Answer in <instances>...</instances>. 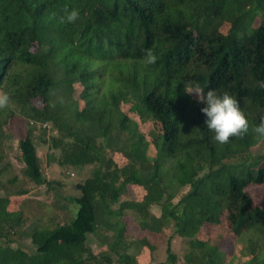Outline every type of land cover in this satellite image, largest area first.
<instances>
[{
	"label": "trees",
	"instance_id": "1",
	"mask_svg": "<svg viewBox=\"0 0 264 264\" xmlns=\"http://www.w3.org/2000/svg\"><path fill=\"white\" fill-rule=\"evenodd\" d=\"M73 8L78 18L61 23ZM149 48L157 61L146 65ZM261 81L264 0H0V92L9 93L0 141L20 107L31 123L56 128L60 164L96 165L75 184L76 216L34 229L31 251L12 238L23 212L0 195V264H140L165 239L158 264H264V206L247 190L264 183V138L251 131L264 117ZM193 84L235 97L248 133L213 140L202 104L184 89ZM19 148L23 173L48 184L30 130ZM129 187L135 197L122 200ZM106 226L115 231L108 248H91L89 234ZM175 236L186 244L181 263Z\"/></svg>",
	"mask_w": 264,
	"mask_h": 264
},
{
	"label": "rangeland",
	"instance_id": "2",
	"mask_svg": "<svg viewBox=\"0 0 264 264\" xmlns=\"http://www.w3.org/2000/svg\"><path fill=\"white\" fill-rule=\"evenodd\" d=\"M228 24L224 23L220 29L224 32L228 30ZM82 86L76 85L75 97H79ZM194 98L195 96L192 95ZM133 115V114H132ZM24 116L20 107L15 108V114L12 117L10 131L0 141V167H4L1 179L4 186H0V195H9L12 197L10 208L20 209L23 212L24 223L18 229L12 238L15 244L22 246L26 250H34L31 243V233L34 229L49 227L54 228L58 225L70 222L77 214L78 203H75L73 197L80 192L75 187L78 182H84L93 174L95 164L86 165H63L58 162L61 154L60 150L52 146V138L58 135L56 128L51 122L44 126L42 122L31 123ZM151 123L145 125L146 130H150ZM29 130L31 137L37 148L40 159V165L48 184H38L23 173L24 162L19 148V139L24 137ZM99 144L106 142L103 138H98ZM114 147H107L108 154L113 152ZM116 162L121 165L125 162L122 153L115 154ZM10 179H14L10 181ZM166 180L171 182L170 187L179 193L180 188L174 183L172 176ZM137 191L142 190V186H136ZM252 198L260 205L264 206V183L250 185L247 188ZM182 192L179 193L181 195ZM135 197L133 188L129 187L121 199H132ZM153 212L157 215L161 213L159 205L153 206ZM123 220L130 232L139 235L142 231L134 219L131 210L125 211ZM172 230V229H171ZM170 230V231H171ZM115 231L109 227H100L96 233L89 234L88 244L93 249L108 248V243L114 238ZM173 249L179 256V263L183 260L186 244L179 236L173 237ZM167 240L162 241L154 252L145 250L138 255L140 264H158L159 261L166 259ZM115 258V257H114ZM112 264H116L114 261Z\"/></svg>",
	"mask_w": 264,
	"mask_h": 264
},
{
	"label": "clouds",
	"instance_id": "3",
	"mask_svg": "<svg viewBox=\"0 0 264 264\" xmlns=\"http://www.w3.org/2000/svg\"><path fill=\"white\" fill-rule=\"evenodd\" d=\"M79 16V11L75 8L65 9L58 20L61 23H71ZM143 61L146 65L156 63L157 56L149 48L145 50ZM260 87H264V81L260 82ZM187 93L195 96L198 103L202 104L200 111L204 115V123L207 129L213 133L212 139L219 143H227L230 137L242 136L249 131V122L246 115L238 105L237 99L227 93H217L214 89H202L198 84L186 87ZM9 102V93L0 92V107ZM253 134L259 138H264V117L259 123L251 127Z\"/></svg>",
	"mask_w": 264,
	"mask_h": 264
},
{
	"label": "built area",
	"instance_id": "4",
	"mask_svg": "<svg viewBox=\"0 0 264 264\" xmlns=\"http://www.w3.org/2000/svg\"><path fill=\"white\" fill-rule=\"evenodd\" d=\"M48 125L47 122L44 123V126Z\"/></svg>",
	"mask_w": 264,
	"mask_h": 264
}]
</instances>
